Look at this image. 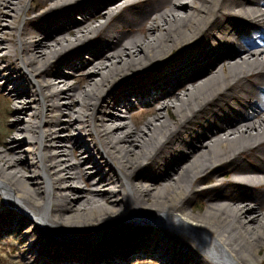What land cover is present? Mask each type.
<instances>
[{"label":"bare ground","instance_id":"6f19581e","mask_svg":"<svg viewBox=\"0 0 264 264\" xmlns=\"http://www.w3.org/2000/svg\"><path fill=\"white\" fill-rule=\"evenodd\" d=\"M3 91L16 264H264V0H0Z\"/></svg>","mask_w":264,"mask_h":264},{"label":"rangeland","instance_id":"374dc122","mask_svg":"<svg viewBox=\"0 0 264 264\" xmlns=\"http://www.w3.org/2000/svg\"><path fill=\"white\" fill-rule=\"evenodd\" d=\"M31 4H34V2H31ZM76 15L78 16V19H80L82 16L78 13H76ZM84 55L86 56L85 58L89 59L91 56V54L83 52ZM72 70L71 69H66L67 73H70ZM86 70H82L79 71L76 75H71V81H76L79 80L80 77H83L85 75ZM5 94H7L6 91L0 92V140L1 139H8L7 136H5V131L7 129V127L5 126L4 122H3V116L5 115V111H4V106H5ZM133 98V97H132ZM150 105H141L138 107H135L132 110V115H133V121L136 123H141L147 116H148V108ZM124 111L125 109H123V107H121L119 109V111H117L118 113H123L122 111ZM28 117V116H25ZM13 120H16L15 117L12 118V123L13 124ZM65 132V131H64ZM75 132L76 134L78 133V130L72 131ZM68 133V131H67ZM23 147H30V146H26L23 145ZM0 148H1V144H0ZM84 150V149H83ZM84 152V151H83ZM30 162L33 161V157L29 159H26L25 162ZM88 164V163H87ZM33 169H36V167H32ZM5 199L4 197H0V214L6 213L4 210V205H7L5 203ZM32 230V226H29L27 228V231H31ZM7 232L4 231L2 234H0V264H16L15 261L17 260L16 258V252L12 251V248L9 244H14L15 241L13 240L11 235H7ZM34 240H38V238H33ZM7 244V245H6ZM18 256L20 255L19 253L17 254ZM136 261V260H135ZM26 264H28V262H25ZM133 262H130L129 264H133ZM33 264V263H32ZM34 264H46V263H34Z\"/></svg>","mask_w":264,"mask_h":264}]
</instances>
